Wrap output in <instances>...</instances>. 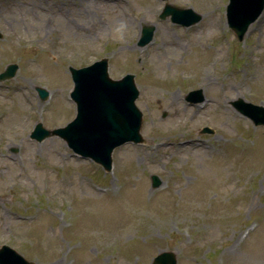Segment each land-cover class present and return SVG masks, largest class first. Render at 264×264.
<instances>
[{"label": "rangeland", "instance_id": "374dc122", "mask_svg": "<svg viewBox=\"0 0 264 264\" xmlns=\"http://www.w3.org/2000/svg\"><path fill=\"white\" fill-rule=\"evenodd\" d=\"M165 3L201 19H159ZM227 4L0 0V72L18 67L0 82V246L35 264H151L164 251L177 264H264V126L231 104L264 107V10L239 42ZM143 26L154 32L140 47ZM102 58L110 78L135 76L142 113V143L115 148L110 173L57 136L30 138L38 122L73 119L68 66ZM195 90L202 103L186 101Z\"/></svg>", "mask_w": 264, "mask_h": 264}, {"label": "water", "instance_id": "95a60500", "mask_svg": "<svg viewBox=\"0 0 264 264\" xmlns=\"http://www.w3.org/2000/svg\"><path fill=\"white\" fill-rule=\"evenodd\" d=\"M264 0H229L226 8L227 24L241 41L249 27L261 14ZM171 15L173 22L191 25L200 16L191 10H182L166 5L161 18ZM186 17V18H185ZM153 28H143L139 45L146 44L152 35ZM17 70L15 64L8 65L0 73V81L11 78ZM73 81L70 98L76 105L75 118L64 127L47 130L37 123L30 137L42 141L46 137L58 136L69 148L82 157L91 158L109 170L111 153L114 148L127 143H141L140 135L142 114L136 108L134 101L138 91L133 81V75L127 74L121 80L113 81L107 75V60L101 59L93 64L75 69L69 67ZM40 98L46 97V91L37 88ZM200 90H195L186 96L191 103L202 101ZM232 106L247 117L254 126H264V107L244 102L241 99L233 101ZM203 132L212 130L204 128ZM160 184L157 176H151V186ZM0 264H33L25 260L12 248L0 247ZM151 264H177L176 255L172 251H164L155 256Z\"/></svg>", "mask_w": 264, "mask_h": 264}, {"label": "bare ground", "instance_id": "6f19581e", "mask_svg": "<svg viewBox=\"0 0 264 264\" xmlns=\"http://www.w3.org/2000/svg\"><path fill=\"white\" fill-rule=\"evenodd\" d=\"M165 35H168V34H165ZM175 96H176V95L173 94V95L171 96V98H174ZM177 98H178V97H177Z\"/></svg>", "mask_w": 264, "mask_h": 264}]
</instances>
